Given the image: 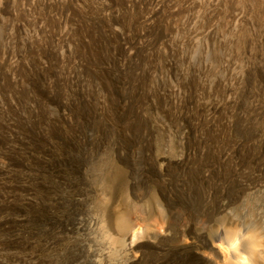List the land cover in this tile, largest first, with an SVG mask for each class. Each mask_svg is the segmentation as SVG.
<instances>
[{
    "label": "rangeland",
    "instance_id": "rangeland-1",
    "mask_svg": "<svg viewBox=\"0 0 264 264\" xmlns=\"http://www.w3.org/2000/svg\"><path fill=\"white\" fill-rule=\"evenodd\" d=\"M7 6L1 17H7ZM158 8L163 15L157 25H172L175 43L169 50L159 47L161 74L148 82L149 100L142 98L135 113L150 133V154L133 134L116 137L105 117L88 119L100 104L88 101L89 85L104 74L85 61L79 62L81 81L67 93L70 110L62 118L59 110L42 113L45 93L56 90L46 73H39L33 53L45 45V37L31 33L27 39V27L17 32L18 47L28 42L30 49L16 48L19 54L8 64L18 61L14 77L0 71V264H82L89 260L90 244L79 222L87 215L117 217L130 209L137 227L129 240L138 237L126 259L189 263L190 248L183 247L190 241L172 238L164 244L155 235L172 227L167 215L172 206L189 209L190 227L199 229L197 207L207 198L206 211L212 213L207 236L223 230L251 234L255 261L264 264V0H164ZM38 17L45 20L41 13ZM19 20L27 17L20 12ZM190 61L208 63L206 80L217 86L211 94L192 89L196 75L186 73ZM233 76L234 103L219 111L215 122L226 136L202 143L190 109L212 110L223 103L229 93L220 86ZM55 95H48L51 101ZM121 235L102 227L92 238L117 260ZM93 260L103 264L102 257Z\"/></svg>",
    "mask_w": 264,
    "mask_h": 264
},
{
    "label": "bare ground",
    "instance_id": "bare-ground-1",
    "mask_svg": "<svg viewBox=\"0 0 264 264\" xmlns=\"http://www.w3.org/2000/svg\"><path fill=\"white\" fill-rule=\"evenodd\" d=\"M163 2L164 0H0V10L7 4L9 10L6 18L0 15V71L4 74L6 71L7 76L14 77L18 61L16 64L12 63L9 66L8 64L19 54L16 48L23 53L29 52L28 42L23 45L19 43V47L15 43L17 32H22L27 27L29 32L27 39H32L29 37L31 33H34L35 37L43 35L45 45L33 52L35 61L39 65L38 68L35 67L40 74L46 73L44 78L49 79L56 90H47L48 92L45 93L47 95L44 96V99L47 103L44 104L42 113L59 110L62 111L61 117L67 110H70V104L66 102L67 93L74 83L81 81L83 67L79 62L85 61L89 67L96 71L100 70L104 74L102 77H94L89 85L91 90L87 95L88 101H92V105H96L97 102L100 104L94 106L96 111L92 113V118L88 119L91 121L97 119L98 121L100 117L101 121L105 117L112 128L110 132L116 137L120 138L124 132V135L128 133L124 137L130 139L133 134V139H139L140 143H144L150 154L152 142L150 133L141 118L135 119L138 116L135 113L140 112L142 98L148 99L146 92L148 82L157 79L161 74L157 61L160 54L159 47L165 46L169 50L175 43L172 36L173 26L167 23L163 29H160V26L157 25V19L163 15L158 7L162 6ZM20 12L27 17L28 22L19 20ZM39 13L45 17V20L38 17ZM189 38L190 35L188 40ZM184 60L185 55L181 54L179 61ZM207 64L206 61L195 63L190 61L188 65L191 66H188L186 73L196 75L192 89H204L211 94V87L215 85L213 86L206 80L204 72L208 71ZM5 66L7 69H4ZM176 69L181 74L177 66ZM233 80H235V76L225 79L220 86V89L224 90H222L223 94L229 93L223 103L215 104L216 106L212 110L210 106L200 112L198 105L193 104L195 106L191 107L190 111H194L196 114L194 127L200 142L212 141L211 137L221 141L226 136V132L219 126L216 127L215 122L219 118L218 112L230 108L234 103L233 92L235 89L232 91L234 87L231 82ZM53 93H56V99L51 101L48 95ZM175 103L180 105L181 101L176 99ZM226 131L228 130L226 129ZM190 132L192 133V131ZM139 146L141 145L139 144ZM207 201L209 198L203 200L202 206L197 207L198 210L196 209L199 216L197 215L195 218L198 220L199 229L190 227L189 209L187 211V208H173L172 206V209L167 210L172 227L170 225L164 233L155 235L156 239L162 238L159 241L163 243L166 242L164 239L172 238L183 242L190 241L189 246L183 248L184 250L190 248L193 258L189 263L182 260L183 262L172 264H218L219 260H224L225 264H257L254 258L256 245L251 234L223 230L215 237L207 236L205 228L211 222L212 214L206 211L205 203ZM85 203L86 206L89 205V202ZM129 211L117 217L106 213L101 216L87 215L79 222L88 236L86 241L90 244L87 253L89 260H81L82 264H96V260L93 259L98 256L103 258L101 260L103 264L134 263L133 260L126 259L132 254L134 241L138 237V234H133L132 239L129 240L134 228L137 227V215L134 211L132 213ZM194 212L196 214V211ZM102 227H105L109 232L123 235V239H119V243L117 242L119 245V249H116L118 252H115L117 260H111L109 252H104L98 238H92L93 235L98 234Z\"/></svg>",
    "mask_w": 264,
    "mask_h": 264
}]
</instances>
